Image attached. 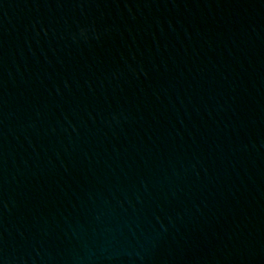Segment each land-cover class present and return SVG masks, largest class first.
Returning <instances> with one entry per match:
<instances>
[{"label":"water","instance_id":"obj_1","mask_svg":"<svg viewBox=\"0 0 264 264\" xmlns=\"http://www.w3.org/2000/svg\"><path fill=\"white\" fill-rule=\"evenodd\" d=\"M0 264H264V0H0Z\"/></svg>","mask_w":264,"mask_h":264}]
</instances>
